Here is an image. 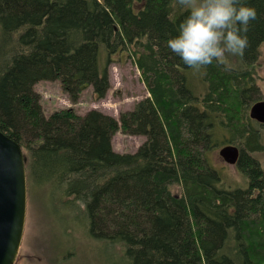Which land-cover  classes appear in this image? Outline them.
<instances>
[{
  "label": "trees",
  "instance_id": "trees-1",
  "mask_svg": "<svg viewBox=\"0 0 264 264\" xmlns=\"http://www.w3.org/2000/svg\"><path fill=\"white\" fill-rule=\"evenodd\" d=\"M241 3L257 12L241 67L196 73L167 46L187 15L176 0H0V131L20 145L27 183L81 211L109 263L264 264L263 126L248 116L261 100L251 94L264 0ZM121 53L149 95L133 110L118 120L71 108L44 115L36 83L59 81L71 102L88 86L102 99ZM118 130L145 141L115 152ZM223 132L240 151L243 188L225 186L209 163Z\"/></svg>",
  "mask_w": 264,
  "mask_h": 264
},
{
  "label": "rangeland",
  "instance_id": "rangeland-1",
  "mask_svg": "<svg viewBox=\"0 0 264 264\" xmlns=\"http://www.w3.org/2000/svg\"><path fill=\"white\" fill-rule=\"evenodd\" d=\"M235 66L241 67L240 57H233ZM254 68L257 92L251 100L264 101V44L259 48V58ZM189 86L195 93L202 92L198 76L187 72ZM109 89L102 99H96L92 88L84 89L76 102H71L62 91L59 81H40L33 90L40 95L43 113L48 117L60 109L71 108L84 115L90 110L100 111L118 120L119 115L131 111L136 104L147 98V89L133 61L125 53L114 55L108 65ZM250 109V108H249ZM249 113V111H248ZM264 145V127L261 130ZM210 151V165L220 175L222 183L232 188L245 187L246 179L236 166L227 165L219 156V150L227 144L228 133ZM145 141L142 136H130L118 130L112 137L115 152L134 153ZM264 169V150L255 154ZM176 192L177 188L172 187ZM14 264H111L103 245L87 236L83 214L63 206L60 198L50 195L47 188L31 187L27 183L26 215L21 244Z\"/></svg>",
  "mask_w": 264,
  "mask_h": 264
},
{
  "label": "clouds",
  "instance_id": "clouds-1",
  "mask_svg": "<svg viewBox=\"0 0 264 264\" xmlns=\"http://www.w3.org/2000/svg\"><path fill=\"white\" fill-rule=\"evenodd\" d=\"M187 15L167 46L183 64L199 73L214 62L228 71L232 58L244 56L247 32L255 20V8L241 0H176Z\"/></svg>",
  "mask_w": 264,
  "mask_h": 264
},
{
  "label": "water",
  "instance_id": "water-1",
  "mask_svg": "<svg viewBox=\"0 0 264 264\" xmlns=\"http://www.w3.org/2000/svg\"><path fill=\"white\" fill-rule=\"evenodd\" d=\"M248 116L264 126V101L253 103ZM239 149L223 146L218 154L235 166ZM27 180L21 147L0 131V264H14L21 244L26 215Z\"/></svg>",
  "mask_w": 264,
  "mask_h": 264
},
{
  "label": "flooded vegetation",
  "instance_id": "flooded-vegetation-1",
  "mask_svg": "<svg viewBox=\"0 0 264 264\" xmlns=\"http://www.w3.org/2000/svg\"><path fill=\"white\" fill-rule=\"evenodd\" d=\"M264 127V126H263ZM236 166V165H235Z\"/></svg>",
  "mask_w": 264,
  "mask_h": 264
}]
</instances>
